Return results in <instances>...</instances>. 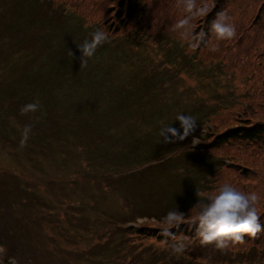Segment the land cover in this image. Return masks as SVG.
<instances>
[{
    "label": "rangeland",
    "instance_id": "374dc122",
    "mask_svg": "<svg viewBox=\"0 0 264 264\" xmlns=\"http://www.w3.org/2000/svg\"><path fill=\"white\" fill-rule=\"evenodd\" d=\"M55 2L84 18L89 27L99 25L109 39L122 37L117 43L125 46L116 45L107 54L111 58L88 60L97 72L89 86L72 94L79 100L74 108L61 98L48 103V94L43 101L46 124L36 129L35 111L13 116L6 94L16 93L15 104L23 108L29 103L20 102L25 98L19 94L20 84L27 81L31 103L38 97L40 102L45 99L43 91L50 93L53 87L56 56L61 57L54 64L58 70L65 69L66 60L67 68L81 65L82 54L68 57L70 48L64 47L72 36L64 25L49 24L44 12L43 18L35 12L37 25L17 29L12 17L11 29L0 25V242L5 244L0 264L10 257L16 264H162L165 258L173 259L163 264H219L212 255L197 259L193 252L190 225L196 210H190L198 202L197 192L201 197L214 194L224 183L255 192L264 224V143L214 147L215 139L228 130L264 127V37L254 38V30H249L257 7L249 4L244 9L239 0L224 14L230 1ZM129 3L140 6L134 18L126 14ZM220 9L230 23L239 22L238 33L228 40H217L209 27ZM206 31L212 35L202 51ZM245 33L252 35L253 43L243 37ZM53 89L61 97V90ZM114 109L118 110L113 113ZM112 113L114 120L104 123ZM179 114L190 115L203 126L197 134L206 147L207 162L195 170L198 174L192 170L196 164L183 155L170 164V173L158 168L123 180L133 163L192 151L189 136L166 140L162 134L169 126H180ZM113 138L123 148L135 147L138 140L146 146L136 150L139 156L134 160L128 152L117 165ZM212 160L224 164L214 175ZM191 178L201 184L185 188L184 181ZM176 203L186 215L180 228L172 229H181L178 238L187 244L179 256L165 242L141 239L116 222L131 221L152 209L168 212ZM144 224L165 227L156 221ZM254 247L264 248V231L229 241L226 249L242 252Z\"/></svg>",
    "mask_w": 264,
    "mask_h": 264
},
{
    "label": "trees",
    "instance_id": "16d2710c",
    "mask_svg": "<svg viewBox=\"0 0 264 264\" xmlns=\"http://www.w3.org/2000/svg\"><path fill=\"white\" fill-rule=\"evenodd\" d=\"M230 1V2H228ZM239 0H224V2L222 4H225V2L228 4L225 5L224 8V14L226 11V8L232 6L234 8V6L237 5ZM242 4H243V8L246 9L247 5L249 4H253L257 7V13L255 15V18L251 21V25L249 27V30H254L256 36L254 38H263L264 36V0H242ZM139 5H135L133 6V3H129L128 5V9H127V16L130 18H134L136 16V13L139 9ZM125 8L126 6L123 8L122 7V12H125ZM235 13L238 14L239 12L234 9ZM35 12H38L39 16L43 18V12H44V18L45 20L49 23V24H61L65 26V30L67 35L72 36V40L70 41V43L64 48H70V51L73 53V57L74 58L76 56V54L81 53L80 50H78V46L77 44H81L84 42V40L86 39H90L91 38V33L93 31H95L97 28L101 27L99 25H94L92 27H89L87 25V22L85 21L84 18L79 17L78 15L75 14H70V12H67L66 8H63L62 6H58L57 3L55 2V0H0V25L6 24L8 25V27L10 28V22L11 19H9V17L13 18L14 23L16 24L15 28L17 29H21L22 25L25 24H32V25H37L38 23L36 22V18L34 16ZM222 13V10L220 9V11L216 12L213 16V20L217 19V17ZM230 14V13H228ZM229 16L232 17V15L230 14ZM5 18L9 19V21H7ZM209 25L211 23V19L208 20ZM246 22L245 20L242 21V23ZM247 23V22H246ZM235 29L239 28V22L237 21L235 24ZM243 26V24H242ZM210 27V26H209ZM11 29V28H10ZM209 31H206V33H204V40H206V43L203 44L202 47L205 48V46H207V44H210V40H211V35H208ZM236 33H238V31L236 30ZM63 36H59V38H62ZM243 37H246L248 39V42L251 44L253 43V38L252 35H248V34H243ZM119 41H123L122 37H118L115 39H108V42H106L104 45H102L101 47H99L96 51V54L93 58L89 59L90 62L97 59V58H101L102 56L106 55L109 52H111L112 50L116 49V45H119ZM121 46V44L119 45ZM125 46V44L122 45V47ZM62 48L61 51L64 49ZM203 51V49H202ZM180 54V53H178ZM56 58H58L57 60H59L61 57L56 56ZM56 60V61H57ZM53 62L52 67L55 69L54 70V75H52V77H54V81H53V87L49 90L50 93H48V89H45V91H43V95L45 99H42L39 103L37 102L38 98H34L35 104H38L39 107L38 109L35 111V120H36V129H40L42 128L45 124L46 121L45 119H47V112H46V107L47 104L46 102L43 103L44 100H46V98L48 97L47 102L50 103V101H53L56 99V103L59 101L58 99H63L68 101L70 104H72V108H74L79 100H77L74 97H72V94L75 91H78L79 89H81V86H89L94 77L92 76L93 73L97 72L95 69V66L91 65V64H85L83 65H76V66H70L67 68V66L70 64L69 60H66L65 62V69H56L54 64L55 62ZM81 62V59H80ZM89 62V63H90ZM88 65V66H87ZM95 70V71H94ZM88 72V73H86ZM91 76H90V74ZM27 81L22 84H20V89L21 92L19 91L20 96L23 97V95L25 96L24 99H20V102H26V103H31L32 101L30 100V89H26L27 88ZM57 90H61V97L56 96L55 94H53L54 89ZM91 89V88H90ZM26 92V93H24ZM68 92V93H67ZM68 95L71 96V98H67ZM90 96V95H88ZM17 97V94H13L12 96L10 94H6V98L10 99L12 104L8 107L9 109L11 108V113L12 115H21V109L22 107H19L18 105L15 104V99ZM114 105V104H113ZM71 108V110H72ZM118 109H114L113 113L115 111H117ZM9 111V110H8ZM111 114L109 117H107L104 121V123L107 120H114V114ZM119 114L121 115L122 112L120 111ZM53 116H55V114H53ZM102 117V116H101ZM58 124V123H56ZM196 129L197 132L195 133V131L190 134L191 135H197V133L199 132L200 129V125L198 122H196ZM199 125V126H198ZM106 127V124L103 125L102 128ZM188 139V138H187ZM34 140V139H33ZM186 140V139H185ZM36 141V140H34ZM113 143L116 144V153H115V159L117 160L115 163L117 165H119L120 163L123 164V159L126 158L127 153L129 152L132 156V159L134 160L137 155L139 156V153L136 152V150H141L146 146V143L143 141H139L138 140V144L133 147V148H123L122 145L117 146L118 141H120L118 138H113ZM183 142V141H182ZM234 142H238V143H246L247 145L249 144H258V143H264V127L261 124H258L256 126H251V127H244V128H235V129H231L228 130L227 132H225L224 134L218 136L215 139V148H220L225 144L228 143H234ZM189 143V142H188ZM46 144H48V142L46 141ZM145 144V145H144ZM49 145V144H48ZM182 148V147H180ZM179 148V149H180ZM123 153V154H120ZM167 155V154H165ZM165 155H163V158H165ZM183 155H187L189 162L191 163H195V167H192V170H194V174H196L197 172L195 170L199 169V166L201 165V163H203L206 159L207 162V155H206V151L204 148L199 147L198 149L191 151V152H187L185 151H181L179 156H175L174 158H172L171 160H169L168 162H164L162 166L160 167H152L146 171H142L137 173V175H141V176H146L149 171H153L154 169H158L160 168V172L163 173H170V164L178 161ZM161 158V157H160ZM196 158V159H195ZM151 160L148 161H144L146 163L143 164H147L148 162H150ZM213 164H215V167L212 166L211 170L212 172L214 171L213 175L215 174L216 171L220 172V170L223 169L224 164L222 162H220L219 160H212ZM190 173V172H189ZM198 174V173H197ZM196 174V175H197ZM131 175H135V174H130L127 175V177L123 180H127L129 179V177H131ZM192 179V178H191ZM192 181V182H191ZM188 180V181H184V186L185 188L188 187H193L195 186V184L199 183V185L201 184V181H195L194 179L192 180ZM143 182V180H142ZM176 208H182L181 204H174L172 206V210L176 209ZM170 210V209H169ZM167 212L164 211H158L156 209H152L150 210L149 214H142L139 217H155L157 220L160 221V219L162 218L161 216L165 215ZM138 217V216H136ZM131 221H134L135 218ZM118 222H121L120 220H118ZM127 222V221H126ZM174 232V231H173ZM131 234H136L139 238L141 239H146V240H157L158 242H165V238L161 236L160 232H158L156 229H152V228H148L145 227L143 229H141L140 231H136V233L134 231H130ZM174 233H176L177 237L179 234H181V229L177 231H175ZM189 233V232H188ZM191 237H194L195 241L193 244V252L196 253L195 258L197 259H202V258H207L209 259V255L214 256L213 260H216L219 264H225V263H229V264H254L256 263L259 259L260 261H264V258L262 257L261 253H264V248L263 249H259L258 247H254L251 248L249 250H245L242 252H234V251H229L228 249L224 248V249H217L212 245L209 246H203L200 244L199 239L195 233V230L193 229V231H191L190 234ZM245 238H247V236H245ZM1 244V243H0ZM253 258V259H252ZM263 258V259H262ZM173 258H165L162 261V264L165 262H169V260H171ZM258 259V260H257ZM153 264H161V261H154Z\"/></svg>",
    "mask_w": 264,
    "mask_h": 264
},
{
    "label": "clouds",
    "instance_id": "9594fccd",
    "mask_svg": "<svg viewBox=\"0 0 264 264\" xmlns=\"http://www.w3.org/2000/svg\"><path fill=\"white\" fill-rule=\"evenodd\" d=\"M210 30L217 40H228L236 34L235 26L223 13L212 21ZM108 39L107 33L97 28L91 33L90 39L77 44L82 54L81 65L87 64L88 60L95 56L97 49L108 42ZM72 56L73 53L69 50L68 57ZM38 107L39 105L35 103L27 104L21 109V113L34 112ZM177 121L180 125L178 128L169 126L162 132L166 140L172 137L186 138L196 129V121L190 115L179 114ZM197 195L198 202L190 210V212L192 209L196 210L195 219L190 227L194 228L201 245L224 249L229 241H243L245 236H255L264 231V224L261 223L262 215L257 207L259 197L255 192H244L231 183H224L214 194L201 197L197 192ZM185 217V213L176 208L169 210L161 221L165 225L161 230V236L165 238L171 253L176 256L185 252L187 244L184 239L178 238L172 229H179ZM8 264H16L15 258L10 257Z\"/></svg>",
    "mask_w": 264,
    "mask_h": 264
}]
</instances>
